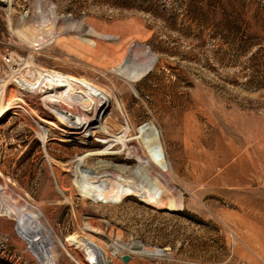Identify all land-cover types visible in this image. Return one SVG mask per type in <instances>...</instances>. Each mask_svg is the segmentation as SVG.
I'll return each mask as SVG.
<instances>
[{"label": "rangeland", "instance_id": "rangeland-1", "mask_svg": "<svg viewBox=\"0 0 264 264\" xmlns=\"http://www.w3.org/2000/svg\"><path fill=\"white\" fill-rule=\"evenodd\" d=\"M47 70L110 98L94 128L44 123L58 118L43 86L26 81ZM3 91L21 99L0 118V264H102L95 245L109 264H264V0L0 1ZM145 123L160 133L167 171L152 161ZM125 128L126 145L103 142ZM141 168L162 204L80 192L95 172L139 183ZM102 179L97 189L113 193ZM34 210L53 252L28 242L39 237Z\"/></svg>", "mask_w": 264, "mask_h": 264}, {"label": "bare ground", "instance_id": "bare-ground-1", "mask_svg": "<svg viewBox=\"0 0 264 264\" xmlns=\"http://www.w3.org/2000/svg\"><path fill=\"white\" fill-rule=\"evenodd\" d=\"M0 1L6 2L11 5V0H0ZM34 73H35V77L32 76L31 74V76L34 77L33 80L31 81L24 80V81L27 82L30 90L31 89L35 90L36 87L39 89V87L43 86L42 88L44 89L41 88V92H43V100H42L43 104L50 111L55 112V115L58 118V121L51 120V119H43L44 123H46L49 126L56 127V128H60L58 124L62 126L63 125L66 126V124H68L67 127H75L76 129L83 131L84 133L94 128L93 120L95 119V116L98 114V110H100L101 107H104L105 105H107V103L110 102V98H106V96L103 93H101L99 88H97L96 86L92 85L94 86L92 87L84 79L81 80L80 78L74 77L72 75H64L55 70H49V71L47 70V71H41V72L36 71ZM3 93L4 91L0 94V118L3 116V114H5L8 110L12 108L11 107L12 104L17 105L18 103L17 100L21 99L19 97H15V98L10 99L8 102H5L4 100L6 97L4 96ZM79 100L80 101L84 100L83 102L86 104L87 108H83L84 106H79L81 105L80 103L82 102V101L80 102ZM64 101H70L71 104L73 105L72 106L73 110L64 106L63 105ZM140 131L142 134L141 136H143V138H145V141H147L148 143L149 150L152 156V161L159 166L158 169L162 171H167L169 169V164L165 160L164 152L160 144L159 131H155V129L151 128L150 125L147 123L141 126ZM128 132L129 130L127 128H125L123 134L121 135H118V134L115 136L109 135L108 134L109 132H108L107 135L110 137L113 136L114 138L104 137L103 142L105 144L111 145V142L117 141V142L122 143L123 145H126L127 138H128ZM100 133L102 132L100 131ZM43 138L44 139L46 138L45 131H43ZM75 138H79V137H75ZM81 139L83 138H80V140ZM130 150L131 149H129V151ZM85 159L86 157L82 156L76 161L77 169H79L78 173L80 174L82 179L90 175L89 173H92L91 170L83 168V163H85ZM152 161L150 162L152 163ZM144 168L143 169L141 168L142 170L137 171L135 172L136 174H134L135 177L139 178L140 180L139 183H135L129 179H124L121 176L118 177L119 178V181H118L115 177L114 178L109 177L110 174L107 173L106 171L98 172V173L95 172L94 176L91 177L90 181L88 182L84 181L85 183H82V185H80V192L83 196L87 198H92L94 200L104 199L107 202L109 201L120 202L127 196L136 195V196H141V198L145 202H148V203L159 202L160 204H162L163 203V200L161 199L162 194L158 190L156 184L152 182L153 180L146 174V169ZM97 179L98 180L102 179L103 181H108V182L113 181L114 183L113 182L112 183L115 184L114 186L115 191L113 193H109L108 190L97 189L94 183L98 181ZM5 213L10 214V215H15L17 217V220L21 221V210L6 209ZM37 213L38 212L34 210L31 213L32 214L31 217H33L36 221L35 227H37V229L35 228L36 229L35 236L39 235V237L37 239H34V238L28 239V242L31 243V245L35 244L36 242L42 243L45 247H48L52 251L54 248L52 246V241L49 235L45 233L46 230L45 231L43 230V225H41L38 222L40 216ZM143 250L141 249L139 245L137 251L143 252ZM144 251L153 252V250H148V249ZM95 254L97 255L96 262H99V263L101 262L102 264H109L112 261V259L109 256H107L103 248L100 247L99 245H95ZM49 258L53 259L55 257L54 255H51V257L49 255ZM86 261L90 263L89 259H86Z\"/></svg>", "mask_w": 264, "mask_h": 264}, {"label": "built area", "instance_id": "built-area-1", "mask_svg": "<svg viewBox=\"0 0 264 264\" xmlns=\"http://www.w3.org/2000/svg\"><path fill=\"white\" fill-rule=\"evenodd\" d=\"M6 64H11L13 59L12 57L10 56L9 53H5L4 55H2V58H1Z\"/></svg>", "mask_w": 264, "mask_h": 264}, {"label": "water", "instance_id": "water-1", "mask_svg": "<svg viewBox=\"0 0 264 264\" xmlns=\"http://www.w3.org/2000/svg\"><path fill=\"white\" fill-rule=\"evenodd\" d=\"M131 256L129 254H124L121 256V259L124 263H127L129 260H131Z\"/></svg>", "mask_w": 264, "mask_h": 264}]
</instances>
